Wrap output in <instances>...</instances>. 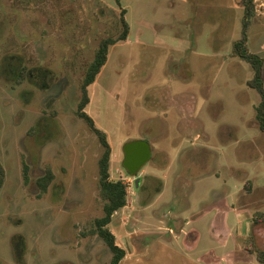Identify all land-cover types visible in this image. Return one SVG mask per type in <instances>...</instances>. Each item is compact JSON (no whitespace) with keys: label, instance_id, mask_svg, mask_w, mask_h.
<instances>
[{"label":"rangeland","instance_id":"1","mask_svg":"<svg viewBox=\"0 0 264 264\" xmlns=\"http://www.w3.org/2000/svg\"><path fill=\"white\" fill-rule=\"evenodd\" d=\"M255 2L248 47L264 60V0ZM121 7L130 34L111 49L86 112L108 136L112 180L129 187L109 226L127 252L122 264H261L240 226L264 209L260 95L247 84L252 65L231 56L241 0ZM120 17L115 0H0V264H19L16 237L26 242L23 264L111 262L90 233L103 216L104 150L77 106L98 44L119 35ZM23 69L47 71L45 89L19 83ZM137 141L151 148L138 176L144 195L123 168L126 145ZM48 169L55 179L43 193ZM252 234L264 249V225Z\"/></svg>","mask_w":264,"mask_h":264},{"label":"trees","instance_id":"2","mask_svg":"<svg viewBox=\"0 0 264 264\" xmlns=\"http://www.w3.org/2000/svg\"><path fill=\"white\" fill-rule=\"evenodd\" d=\"M123 0H115L116 5L121 10V32L117 37L108 36L102 39L94 53V58L88 65L85 78L81 86V98L77 106V115L83 119L91 130L98 136V139L103 147V154L99 160V188H100V200L103 203V216L95 219L93 228L90 230L91 235L99 236L109 248L112 253V259L109 264H122L126 258L127 252L120 247L116 241L115 235L109 229L112 223L114 215L124 209L128 204L129 187L123 180L113 181L111 178V160H112V147L109 143L107 134L96 126L93 118L86 112V109L91 103L90 87L95 84L98 76L101 74L103 68L106 66L111 49L118 43L126 42L130 34V25L126 19L127 11L121 7ZM241 5L244 9V20L242 25V33L239 41L233 44L231 56L233 58H239L252 65L254 69V78L248 81V86L257 90L260 95V103L257 107V119L259 127L264 132V82L262 78V70L264 60L253 54L248 47L249 42V30L254 17L256 16V2L255 0H241ZM25 71V72H24ZM37 74L27 73L26 70L19 74V83L25 79H29L41 89H45L46 83L44 77L47 75L45 70H35ZM28 169L26 168V173ZM55 176L53 172L48 169L46 173L38 179V186L41 192L46 193L49 187L52 185ZM5 181V172L0 164V188ZM26 181L28 182V176L26 175ZM252 184L246 182L245 190L251 192ZM162 187L158 188L157 192H160ZM253 228L264 225V209L257 210L252 214ZM246 250L249 254L254 255L257 261L264 264V249H261L255 241L254 234L246 238ZM26 246L25 239L23 237H16L13 240V249L16 261L19 264H23L24 249Z\"/></svg>","mask_w":264,"mask_h":264},{"label":"water","instance_id":"3","mask_svg":"<svg viewBox=\"0 0 264 264\" xmlns=\"http://www.w3.org/2000/svg\"><path fill=\"white\" fill-rule=\"evenodd\" d=\"M151 158V148L145 142H129L125 148V159L123 168L130 177L135 178L137 189L140 188L141 179L138 174L147 165Z\"/></svg>","mask_w":264,"mask_h":264},{"label":"crops","instance_id":"4","mask_svg":"<svg viewBox=\"0 0 264 264\" xmlns=\"http://www.w3.org/2000/svg\"><path fill=\"white\" fill-rule=\"evenodd\" d=\"M252 214L253 213H251V214L249 213V215L247 216V218L241 219L242 221L240 222V226L241 227H245L244 234H245L246 238L250 236V233L253 230ZM237 234H239L238 231H237Z\"/></svg>","mask_w":264,"mask_h":264},{"label":"flooded vegetation","instance_id":"5","mask_svg":"<svg viewBox=\"0 0 264 264\" xmlns=\"http://www.w3.org/2000/svg\"><path fill=\"white\" fill-rule=\"evenodd\" d=\"M138 176H139V174H138ZM147 188H144L143 186L139 189L140 190V192H141V195L143 194L144 195V190H146Z\"/></svg>","mask_w":264,"mask_h":264}]
</instances>
